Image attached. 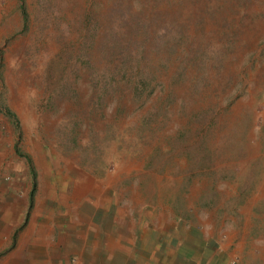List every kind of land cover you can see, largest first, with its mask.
<instances>
[{
    "label": "rangeland",
    "instance_id": "1",
    "mask_svg": "<svg viewBox=\"0 0 264 264\" xmlns=\"http://www.w3.org/2000/svg\"><path fill=\"white\" fill-rule=\"evenodd\" d=\"M5 183L0 264H264V0H0Z\"/></svg>",
    "mask_w": 264,
    "mask_h": 264
},
{
    "label": "crops",
    "instance_id": "2",
    "mask_svg": "<svg viewBox=\"0 0 264 264\" xmlns=\"http://www.w3.org/2000/svg\"><path fill=\"white\" fill-rule=\"evenodd\" d=\"M83 184L84 183L82 181H80V184L77 186L80 187ZM4 187H5V189H4ZM2 189H4L3 190V192H4V195H3L4 207L2 206L3 208L2 207L0 208L1 209L0 210V219L5 216V212L3 211L5 209V211L7 213L6 214L7 221L9 222V224H10L9 226L11 227L13 222L15 221V218L20 213V202L10 201V196H9V192H8L9 190H7V189H9L8 183L2 184ZM102 189H103L102 187H99L96 185L93 187L92 194H93V196L96 197V200H98L97 201L98 204L107 206L105 204L107 197L104 194V192L102 191ZM44 221L45 222L41 223V225H40L41 238L39 239V241L40 242L42 241L41 243H44V241L47 240V235H46V232L44 231V229H46L48 223H47V220H44ZM3 228L5 230V227H3ZM4 230H2V228L0 227V234L3 233ZM30 233H31V231L28 232V234H30ZM19 255L21 256L22 253H19ZM13 257H14L13 258L14 262H18L19 264L22 263V260L18 256H13Z\"/></svg>",
    "mask_w": 264,
    "mask_h": 264
}]
</instances>
